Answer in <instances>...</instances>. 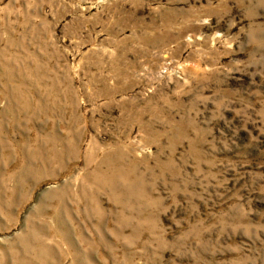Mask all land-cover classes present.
I'll return each instance as SVG.
<instances>
[{"label": "rangeland", "instance_id": "374dc122", "mask_svg": "<svg viewBox=\"0 0 264 264\" xmlns=\"http://www.w3.org/2000/svg\"><path fill=\"white\" fill-rule=\"evenodd\" d=\"M0 264H264V0H0Z\"/></svg>", "mask_w": 264, "mask_h": 264}]
</instances>
